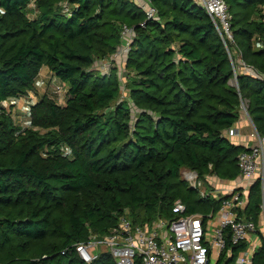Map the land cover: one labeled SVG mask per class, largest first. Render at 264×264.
I'll return each instance as SVG.
<instances>
[{
  "label": "trees",
  "instance_id": "obj_1",
  "mask_svg": "<svg viewBox=\"0 0 264 264\" xmlns=\"http://www.w3.org/2000/svg\"><path fill=\"white\" fill-rule=\"evenodd\" d=\"M150 1L156 18L145 20L138 0H0V264H85L75 244L123 215L172 218L176 199L187 213L207 201L216 209L218 199L192 200L180 170L237 176L246 148L226 132L242 103L264 134V82L238 64L264 72L254 42H264V0H225L228 49L192 0ZM123 25L134 32L116 65ZM105 59L108 72L96 67ZM43 67L51 75L39 92ZM49 80L64 84L63 102ZM258 204L255 183L245 210L254 220ZM225 253L214 264H233ZM88 264L115 263L100 251ZM252 264H264V243Z\"/></svg>",
  "mask_w": 264,
  "mask_h": 264
},
{
  "label": "built area",
  "instance_id": "obj_2",
  "mask_svg": "<svg viewBox=\"0 0 264 264\" xmlns=\"http://www.w3.org/2000/svg\"><path fill=\"white\" fill-rule=\"evenodd\" d=\"M192 1L205 9L225 47L228 41L233 43L231 15L225 0ZM139 5L144 11L145 20L156 18L157 11L150 0H139ZM140 26L144 27L145 22H141ZM133 32L132 27H121V45L113 60L119 57L122 59L127 53ZM257 42L256 46H264L263 41ZM238 64L245 73L264 82V72L241 59ZM109 66L110 61L106 59L96 65L102 72H108ZM65 92L64 84L56 82L52 85L51 93L58 102H63ZM3 104L8 105L6 102ZM25 108L24 112H27L28 106ZM242 111L248 118L251 128L249 136L253 144L239 152L235 179L219 187L212 180V173L206 176L213 191L208 193L202 190L200 194L201 197L212 195L219 200L215 210L208 214L187 213L186 205L181 199H176L171 206L174 213L172 218L156 216L144 223H132L123 215L117 225L103 236L91 237L75 244V251L85 264L95 259L100 251L108 252L115 264H214L223 251L226 252L224 258L234 257L233 264H252L254 253L264 243V134L256 130L244 103ZM237 132L233 126L226 134L231 139ZM189 175L197 177L195 171H189ZM255 183L259 194L256 220L245 212L250 189ZM208 227L211 232L207 230ZM228 243L237 249L235 255L231 248L226 249ZM96 245L102 246V249L91 252V248Z\"/></svg>",
  "mask_w": 264,
  "mask_h": 264
},
{
  "label": "crops",
  "instance_id": "obj_3",
  "mask_svg": "<svg viewBox=\"0 0 264 264\" xmlns=\"http://www.w3.org/2000/svg\"><path fill=\"white\" fill-rule=\"evenodd\" d=\"M139 1V0H138ZM120 58V57H119ZM115 64L117 65L118 60L117 58L115 59ZM122 60V59H121ZM41 77L39 78V84L37 83V88L40 87L43 89L46 88V84L48 82V77L51 75L49 70L47 69V67H43L41 72H40ZM235 84H236V80H235ZM234 84V85H235ZM36 96L34 94H32V99L31 100H35ZM26 102L24 99H19L16 102V109L19 111H23L26 109ZM237 130H238V134L235 135L234 137L231 138V140L238 145L243 146L244 148H247L249 146H251L253 144V140L251 139V137L249 136V131H250V125L248 124V118L246 117V115L240 117L238 119V121L236 122L235 126H234ZM210 175V173L208 174ZM212 180L216 183V186L219 187H223L224 184H226V181H232L233 179H219L218 177H216L214 174H212L211 176Z\"/></svg>",
  "mask_w": 264,
  "mask_h": 264
},
{
  "label": "rangeland",
  "instance_id": "obj_4",
  "mask_svg": "<svg viewBox=\"0 0 264 264\" xmlns=\"http://www.w3.org/2000/svg\"><path fill=\"white\" fill-rule=\"evenodd\" d=\"M254 42H255V46L259 43L257 41H254ZM117 60H118V62H120L121 61V57L120 58H117ZM230 83L232 85H234L235 84V79L234 80H230ZM48 85L52 89V85H53L52 80H49ZM43 87L44 86H42V88L38 87L39 92H42L43 90H45V89H43ZM189 171L190 170H188L186 168H182L180 170V178L187 183V187L193 189V192L191 193V196H192V200L193 201L198 200V198H199L198 196H201L200 192L202 190H204L205 192H208V193H210V192L213 191V187L211 186V184L209 183V181L206 178V176L209 177L208 176L209 173L208 174H205L203 177L198 176V174H197V177H192V176L189 175ZM198 181L200 182L199 185H198ZM193 184H195V186H193ZM196 184H197V186H196ZM209 199H213V196L210 195L209 196ZM211 203H212L211 201H207V202H203L202 204H200V210H199L200 213H206V214H208L212 210H215V206H212ZM197 205L199 206V204H197ZM217 207H218V205H217ZM207 230L209 232H211V228L210 227H208ZM101 249H102V246L96 245V246H94V247L91 248V252H98Z\"/></svg>",
  "mask_w": 264,
  "mask_h": 264
}]
</instances>
